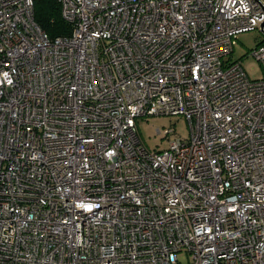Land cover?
I'll return each instance as SVG.
<instances>
[{
  "label": "built area",
  "instance_id": "1",
  "mask_svg": "<svg viewBox=\"0 0 264 264\" xmlns=\"http://www.w3.org/2000/svg\"><path fill=\"white\" fill-rule=\"evenodd\" d=\"M35 1L0 0V264H264V78L228 58L264 3L57 0L50 38Z\"/></svg>",
  "mask_w": 264,
  "mask_h": 264
},
{
  "label": "rangeland",
  "instance_id": "2",
  "mask_svg": "<svg viewBox=\"0 0 264 264\" xmlns=\"http://www.w3.org/2000/svg\"><path fill=\"white\" fill-rule=\"evenodd\" d=\"M264 3V0H260ZM264 39V34L259 29L243 32L238 35L233 52L228 56L231 60H241L242 67L251 79L264 78V64L257 60L251 51ZM174 132L169 136L162 131L169 127ZM157 129L161 132L158 133ZM137 130L139 138L148 149H164L167 147L168 139L172 137L188 138L189 126L184 116L169 114H152L137 118ZM176 264H189L188 255L183 252L179 254Z\"/></svg>",
  "mask_w": 264,
  "mask_h": 264
},
{
  "label": "trees",
  "instance_id": "3",
  "mask_svg": "<svg viewBox=\"0 0 264 264\" xmlns=\"http://www.w3.org/2000/svg\"><path fill=\"white\" fill-rule=\"evenodd\" d=\"M34 18L50 38L70 32V25L62 17L57 0H36Z\"/></svg>",
  "mask_w": 264,
  "mask_h": 264
}]
</instances>
